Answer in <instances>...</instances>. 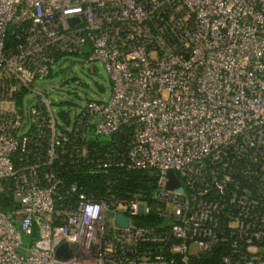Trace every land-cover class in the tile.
<instances>
[{
    "label": "built area",
    "instance_id": "built-area-1",
    "mask_svg": "<svg viewBox=\"0 0 264 264\" xmlns=\"http://www.w3.org/2000/svg\"><path fill=\"white\" fill-rule=\"evenodd\" d=\"M68 57L105 66L107 101L73 115L52 98L82 85ZM82 168L154 170L157 189L96 198L67 183ZM8 192L0 264H192L216 247L222 264H264V0H0ZM150 215L157 228L137 224Z\"/></svg>",
    "mask_w": 264,
    "mask_h": 264
},
{
    "label": "trees",
    "instance_id": "trees-1",
    "mask_svg": "<svg viewBox=\"0 0 264 264\" xmlns=\"http://www.w3.org/2000/svg\"><path fill=\"white\" fill-rule=\"evenodd\" d=\"M14 30H16L15 27L9 32V39L13 42H15ZM97 145L103 148L106 142L100 140ZM65 178L68 184H76L80 190L88 195H94L96 198L104 196L108 191L121 197L133 194L151 195L157 189L158 182V174L154 170H114L93 176L82 168L76 171L71 170L65 175ZM9 195V192L0 195V210L10 215L16 209V204ZM159 223L160 220L153 215L140 218L137 221L139 226L149 228H157ZM223 255V248L216 247L211 253L194 259L192 264H222Z\"/></svg>",
    "mask_w": 264,
    "mask_h": 264
},
{
    "label": "rangeland",
    "instance_id": "rangeland-1",
    "mask_svg": "<svg viewBox=\"0 0 264 264\" xmlns=\"http://www.w3.org/2000/svg\"><path fill=\"white\" fill-rule=\"evenodd\" d=\"M82 61L74 58L68 57L61 65L62 76L73 74L75 77L81 80V87H77L73 84L71 87L64 88L52 93V98L61 101L66 106L71 107V112L73 115L80 110V107L84 106L86 103V96L91 97L93 93L99 94V99H104L107 101L110 98L111 93V83L108 72L104 65L100 62L94 63L95 72L92 73L90 70V65L81 66ZM59 82L58 77L49 78L45 81H40L36 83L37 89H42L44 87L50 88L49 85L55 86ZM55 88V87H53ZM104 91L105 93H101ZM103 94V95H102ZM79 97L80 99H78ZM105 140V138H101Z\"/></svg>",
    "mask_w": 264,
    "mask_h": 264
},
{
    "label": "water",
    "instance_id": "water-1",
    "mask_svg": "<svg viewBox=\"0 0 264 264\" xmlns=\"http://www.w3.org/2000/svg\"><path fill=\"white\" fill-rule=\"evenodd\" d=\"M168 178L169 181L167 183V189L174 191H182V184L179 181V178L177 177V174L175 173L174 170L168 171ZM116 223L121 227H127L129 226L130 219L124 213H119L116 216ZM66 249L67 246L63 245L57 250L56 256L58 259H67L71 256L70 253L69 254L65 253Z\"/></svg>",
    "mask_w": 264,
    "mask_h": 264
}]
</instances>
